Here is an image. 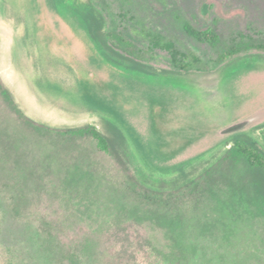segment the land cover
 Masks as SVG:
<instances>
[{
  "label": "rangeland",
  "instance_id": "obj_1",
  "mask_svg": "<svg viewBox=\"0 0 264 264\" xmlns=\"http://www.w3.org/2000/svg\"><path fill=\"white\" fill-rule=\"evenodd\" d=\"M241 134L264 150V0H0V264H264Z\"/></svg>",
  "mask_w": 264,
  "mask_h": 264
},
{
  "label": "trees",
  "instance_id": "obj_2",
  "mask_svg": "<svg viewBox=\"0 0 264 264\" xmlns=\"http://www.w3.org/2000/svg\"><path fill=\"white\" fill-rule=\"evenodd\" d=\"M58 1L62 2L63 0ZM80 12L89 35L99 46L107 61L121 66L124 65L130 70L145 72L144 67H147L145 64L134 61L112 47L109 43L108 34L104 31V21L101 16L97 15L93 5L85 4L81 6ZM185 30L199 40H207L210 44L215 45L218 41V35L213 30H197L190 24H185ZM232 151L235 155L243 158L252 173H258L264 179V150L260 148L253 137L244 134L237 135L234 139Z\"/></svg>",
  "mask_w": 264,
  "mask_h": 264
},
{
  "label": "water",
  "instance_id": "obj_3",
  "mask_svg": "<svg viewBox=\"0 0 264 264\" xmlns=\"http://www.w3.org/2000/svg\"><path fill=\"white\" fill-rule=\"evenodd\" d=\"M244 125H245V123L243 121L238 122V123H234L230 126H227L223 130V133H228V132H233V131L239 130V129L243 128Z\"/></svg>",
  "mask_w": 264,
  "mask_h": 264
}]
</instances>
